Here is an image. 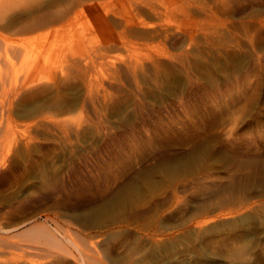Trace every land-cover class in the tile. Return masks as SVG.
Returning a JSON list of instances; mask_svg holds the SVG:
<instances>
[{
	"label": "rangeland",
	"instance_id": "obj_1",
	"mask_svg": "<svg viewBox=\"0 0 264 264\" xmlns=\"http://www.w3.org/2000/svg\"><path fill=\"white\" fill-rule=\"evenodd\" d=\"M38 1L72 21L55 38L50 90L26 106L62 111L74 129L38 130L35 163L22 154L0 206L69 169L90 186L3 219L37 218L54 240L17 237L23 249L0 264H84L92 244L86 264H264V0Z\"/></svg>",
	"mask_w": 264,
	"mask_h": 264
},
{
	"label": "bare ground",
	"instance_id": "obj_2",
	"mask_svg": "<svg viewBox=\"0 0 264 264\" xmlns=\"http://www.w3.org/2000/svg\"><path fill=\"white\" fill-rule=\"evenodd\" d=\"M78 3L79 2H77V4ZM39 4H40V2L38 0H0V190L10 189L11 186H13L14 184L16 185L18 183V181L21 180L20 178L23 175L22 174V166L20 165L18 159H20V157L22 156L23 153L28 154V156H29L28 159L31 158V161H33V163H35V158L33 156V152H34L35 148L33 149L32 146L34 145V143L37 141V138L39 137L37 133H38V130L40 128H42V129L44 128L43 131L46 130V132H48V133L57 132V134H61L64 138L67 139L68 136L70 135L71 129L73 128L72 123L73 122L75 123L74 120L72 122V119L70 118L71 116H68V114H62L63 113L62 111H61V113H59V112L56 113L55 111L50 109V107H49V109H47L45 107L44 108L45 110H41V109H37V108H35V110H33V109L29 108L28 106H26V104L31 105L30 103H33L34 101H36V99H39L41 97L43 98V95L50 90V82L53 83L52 82L53 81V72L51 71V67H53L55 64V62H53V57H54L53 53H55L54 50L56 48L55 47V38L57 39L58 31L60 32V36H64L66 38L67 37V35H66L67 30H69V27H70V24L72 21V19L68 18L69 16H67V14H66L67 10H64V11L36 10L37 9L36 7L39 6ZM79 7H80V4H79ZM80 8H82V7H80ZM33 10H36V11H33ZM28 13H29V15L26 17L25 15H27ZM81 13H82V11H81ZM76 19L77 18L75 16L74 20H76ZM40 32H42V33L45 32L46 34H44V35H46V37L44 38V36H43V38L45 39L44 43L39 47V49H37L36 53H34L32 51L34 53V55H33L31 53V49L29 48L30 41H31L32 37H34V35H35L34 38H36L37 33H40ZM40 35H38V36L40 37ZM40 38H42V36ZM35 40L36 39H32L33 42ZM36 41H38V39ZM62 50L64 51V50H66V48H63ZM30 53L33 56L30 57ZM102 60H103V58H102ZM70 61H71V59H70ZM86 61H87V63L85 62V66H88V60L86 59ZM27 64H28V69L26 70L27 73L25 72V74H23V72H24L23 68L26 67ZM77 64H78V62H77ZM134 64H136V63H134ZM141 64L139 65L140 69H141V67L144 66V65L141 66ZM73 65H72V67H73ZM93 65H94V63H93ZM111 65H113V64H111ZM136 65H135V67H138ZM130 66H131V64H130ZM67 67H68V65H67ZM75 67H78V66H75ZM64 68H65L64 72H66V67H64ZM41 71L45 72V75H46L45 80L43 79V77H41V75L39 76V74L42 73ZM86 71H87V69L85 70V72ZM132 72H133V76H134L137 74L138 70L132 69ZM68 73H69V71H68ZM62 74L64 75L65 73H62ZM129 74H131V72ZM131 76H132V74H131ZM83 77H85V76H83ZM96 79H98V78H96ZM63 80H65V79H63ZM91 82L93 83V81H91ZM89 85H90V83H89ZM88 89L91 90V88H88ZM90 90H88V92ZM95 90H94V92H95ZM98 91H96V92H98ZM91 92L92 91H90V94H91ZM92 94H94V93H92ZM96 95L94 94V98ZM91 97H92V95H91ZM95 100H96V98H95ZM92 101H94V100H92ZM90 103H91V100H90ZM81 111L82 110H80V113H81ZM80 113H79V115H80ZM78 116H75V117H78ZM83 117H84V115H83ZM78 125H79V123H78ZM141 140L145 141V143H147L148 145L151 144V146H152V144H153V138L151 136L150 137L148 136V138H146L144 140L141 139ZM37 143H39V142H37ZM36 146H37V144H36ZM38 147H37V149H38ZM160 150H162V149H159L157 146H154V148L151 152L156 153V152H159ZM34 154H36V152ZM117 157H118V155H117ZM94 172H96V170ZM70 173H71V171L69 169L66 173H63L61 176H59L57 178L47 179L42 185H39L38 183H34V185L32 186V190H31L29 195H27L23 198L15 199L14 201H12V203H10L9 206H6V207L0 206V252L8 250V253H9L10 250H12V249L14 252V249H17V247L20 248L22 241L18 240L16 238L17 237L20 238L21 236H25V235L26 236L28 235L29 237L32 236L31 238H35L33 236H36V235L37 236L43 235V236L49 237L48 239H50V241L54 240V237L51 236V234H49V233L47 234L46 230H44V229H46L44 227V225L39 224L37 222V220H36L37 218L34 219L32 217L27 222L21 221V222L8 223L9 225L5 224L3 219H6V217H9V216L12 218V216H16V215L20 214L25 208H27V207L29 208V207L34 206L35 204H38L39 201L41 200V197L45 198V196L50 195L51 192L53 193L54 191H59V192L64 193V194H68L70 192H73V190L83 191V187L89 188L90 183H85L81 187H79L77 184H74L72 179H71ZM82 179H84L83 176H82ZM262 179L264 180V177ZM200 181H202V180H200ZM198 182L199 181H197V183ZM222 187L224 188V186H222ZM235 187H236V184L232 183L231 185H228L227 189L228 188L234 189ZM8 192H9V190H8ZM223 195H225V194H223ZM48 197L49 196H47L46 198H48ZM228 199H226V200H228ZM219 200H220V197H219ZM53 220H55V219H53ZM28 224H29V227H27ZM59 227L60 226H58V228ZM24 228H26V229L24 231H22ZM55 239H56V237H55ZM17 240L19 241V244H17ZM54 242L56 243V241H54ZM93 246H94L93 244L88 246L85 256L84 257L82 256V261L84 264H86V262L90 261L91 259H92L91 261L94 260L93 248H92ZM23 247H24V245H23ZM23 247H22V249H23ZM79 252H80V250H79ZM4 253H6V252H4ZM10 253H12V252H10ZM14 253H16V252H14ZM3 255H5V254H3ZM51 256L52 257L48 262H46V263L41 262L40 264H62L63 263L62 260H64V258L61 257L60 255L55 256V254H53V255L51 254ZM17 258H18V256H17ZM16 262H17V260H16ZM35 263H33V264H35ZM99 264H100V261H99Z\"/></svg>",
	"mask_w": 264,
	"mask_h": 264
}]
</instances>
